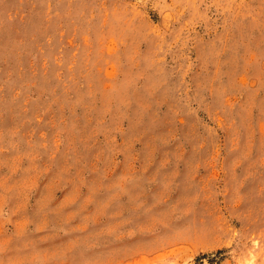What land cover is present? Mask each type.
Wrapping results in <instances>:
<instances>
[{
	"label": "rangeland",
	"instance_id": "374dc122",
	"mask_svg": "<svg viewBox=\"0 0 264 264\" xmlns=\"http://www.w3.org/2000/svg\"><path fill=\"white\" fill-rule=\"evenodd\" d=\"M0 264H264V0H0Z\"/></svg>",
	"mask_w": 264,
	"mask_h": 264
}]
</instances>
